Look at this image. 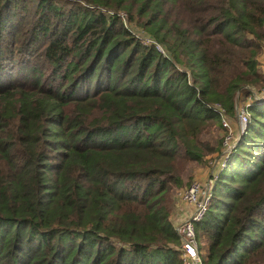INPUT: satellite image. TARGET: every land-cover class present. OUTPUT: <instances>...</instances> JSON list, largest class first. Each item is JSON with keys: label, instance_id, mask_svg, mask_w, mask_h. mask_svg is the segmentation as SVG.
Listing matches in <instances>:
<instances>
[{"label": "trees", "instance_id": "trees-1", "mask_svg": "<svg viewBox=\"0 0 264 264\" xmlns=\"http://www.w3.org/2000/svg\"><path fill=\"white\" fill-rule=\"evenodd\" d=\"M263 50L264 0H0V264H183L175 189L221 153L219 107L264 87ZM247 109L203 264H264V99Z\"/></svg>", "mask_w": 264, "mask_h": 264}, {"label": "built area", "instance_id": "built-area-1", "mask_svg": "<svg viewBox=\"0 0 264 264\" xmlns=\"http://www.w3.org/2000/svg\"><path fill=\"white\" fill-rule=\"evenodd\" d=\"M121 14V11H120ZM122 16V15H121ZM123 17V16H122ZM125 22V21H124ZM127 26V24L125 23ZM141 39L145 43H153L156 47L161 50L163 49L160 45L153 42L152 39L146 38ZM261 71L264 74V60L260 63ZM253 95L249 98V100L238 109L239 121H241L242 126H245L249 121L250 112L247 109V106L254 100L264 99V87H261L259 90H252ZM261 94H258L257 92ZM219 107V106H218ZM221 110V123L222 126L227 129V133L224 135L222 140V150L220 154H224L221 158L218 165V174L226 167L227 158L232 150V148L236 145V141H232L233 132L231 128L230 118L227 117L223 108L219 107ZM240 114V115H239ZM225 146V147H224ZM218 156V155H217ZM218 175L214 174L212 178L207 179V183H204L201 179H193L185 188L181 189L177 193V198L180 200L179 202L190 204L192 206L191 209H188L184 212L182 219L175 225V229L180 236V246L179 249L181 251V256L183 260V264H203L201 251L199 249L198 238L196 234L195 224L200 221L206 214L209 209V205L212 198V189L210 187V181L215 180Z\"/></svg>", "mask_w": 264, "mask_h": 264}, {"label": "rangeland", "instance_id": "rangeland-1", "mask_svg": "<svg viewBox=\"0 0 264 264\" xmlns=\"http://www.w3.org/2000/svg\"><path fill=\"white\" fill-rule=\"evenodd\" d=\"M121 15L123 16V20L125 21V23L127 24V26L133 30V32L138 35L140 38L142 37L143 39H146L149 38L153 40V42L156 41V43L158 45H160L163 49V51L167 54L168 51L165 49V47L159 42L157 41L151 34H149V32L143 28L141 25H139L138 23H136L135 20L133 21H129L127 19V13L125 11H121ZM264 51V50H263ZM261 63V61H260ZM252 87H250L252 90H258V88L260 86L256 85H251ZM257 92L258 94H261L260 92L258 91H255ZM240 97L239 99L236 101V115L235 116H229L228 114H225L227 117L230 118V121H231V128H232V132H233V139L232 141H236L238 140L239 138V133L241 131V129L244 127L242 126V122L239 121V116H238V109L241 107L249 100L250 96L246 97L243 95V93H240L239 94ZM240 115V114H239ZM242 123V124H241ZM223 147V146H222ZM225 147V146H224ZM224 156V154H219L218 156L214 157V155L212 157H209L208 158V161H204V162H201V163H198V162H193L191 163V167L188 168V171H187V174L185 175V180H186V183L184 185H182L181 187H177L175 189V192H174V199H175V208H178V204H179V199L177 198V193L178 191H180L181 189L185 188L193 179H201L204 183H207V179L208 178H212V176L214 174L218 175V165H219V162L221 160V158ZM211 183H208L210 184V187L211 189L213 188L214 186V182L215 180L213 181H210ZM173 212L171 213L170 217H171V221L174 225V228H175V225L179 222L180 219L183 218V216H181L180 218V214L178 215V212Z\"/></svg>", "mask_w": 264, "mask_h": 264}, {"label": "crops", "instance_id": "crops-1", "mask_svg": "<svg viewBox=\"0 0 264 264\" xmlns=\"http://www.w3.org/2000/svg\"><path fill=\"white\" fill-rule=\"evenodd\" d=\"M259 58H260V61H263L264 60V51L261 53V55H260ZM191 208H192V206L190 204H185V203L179 202L178 208H176L174 210V212L177 211L178 212V215L180 214V218H181V216L184 215V212L186 210H188V209H191Z\"/></svg>", "mask_w": 264, "mask_h": 264}]
</instances>
